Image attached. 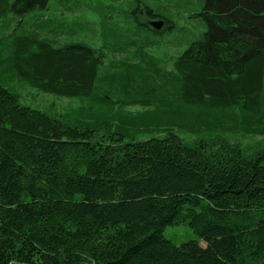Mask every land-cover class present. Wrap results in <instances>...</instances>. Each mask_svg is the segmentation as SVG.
<instances>
[{
  "label": "trees",
  "instance_id": "trees-1",
  "mask_svg": "<svg viewBox=\"0 0 264 264\" xmlns=\"http://www.w3.org/2000/svg\"><path fill=\"white\" fill-rule=\"evenodd\" d=\"M50 2L0 0L15 21L0 31V264H264V147L214 136H264V0H205L176 74L151 54L184 42L168 16L121 28L96 4L101 22L75 29ZM17 85L79 99L82 117L26 106ZM177 225L197 239L173 244Z\"/></svg>",
  "mask_w": 264,
  "mask_h": 264
},
{
  "label": "rangeland",
  "instance_id": "rangeland-1",
  "mask_svg": "<svg viewBox=\"0 0 264 264\" xmlns=\"http://www.w3.org/2000/svg\"><path fill=\"white\" fill-rule=\"evenodd\" d=\"M62 2L61 4L60 0H51L49 10L43 11V13L53 18H59V16H61L67 20L69 26L75 27V29H85L84 27L87 24L92 25V23L97 24L101 22L100 17L90 11V8L96 4L99 8H101L102 4H113L116 6L119 14L114 16L113 20H115L121 28L127 26L132 27L134 24H137L133 19L134 15L140 23H145L146 21L149 23L152 21L163 22V20H153L148 17L147 9L152 10L154 13H162L168 16L173 25V28L168 31L169 34L173 35L177 33V31H180L183 33L184 42L182 45H174L172 42L162 41L161 47H155L151 50V54L157 59L155 66L161 73L176 74L177 68L175 67V60L187 50L190 43L200 40L206 31L203 20L199 16V13L204 7L205 0H63ZM41 13L42 12H40V14ZM6 23V26L0 23V31L13 28L15 25V21ZM97 28V31H99L100 27L98 26ZM94 41L97 42V39ZM16 90L21 97L22 104L39 109L49 116L60 118L67 123L69 122V124H73L74 119H80L82 117V115L79 114L80 107L82 106L79 99L59 97L21 85H17ZM143 109L144 108L141 106H132L125 108V111L139 112ZM61 115H65L64 118L61 117ZM68 119H70V121H67ZM233 125L241 127L234 123ZM236 129L237 128L227 131L219 129L214 136L222 135L229 142L240 145L246 156L252 155L264 147V136H259L254 133H244L241 132L242 130L239 131ZM178 135L186 143H192L200 138L209 137L204 130L197 132L195 135L185 131H179ZM151 137V135H141L139 139L146 140ZM164 234L169 241L177 246L197 239L194 232L186 225L169 226ZM200 245L202 247L206 246L203 241H200Z\"/></svg>",
  "mask_w": 264,
  "mask_h": 264
},
{
  "label": "water",
  "instance_id": "water-1",
  "mask_svg": "<svg viewBox=\"0 0 264 264\" xmlns=\"http://www.w3.org/2000/svg\"><path fill=\"white\" fill-rule=\"evenodd\" d=\"M155 30H161L164 23L162 21H154L149 24Z\"/></svg>",
  "mask_w": 264,
  "mask_h": 264
},
{
  "label": "flooded vegetation",
  "instance_id": "flooded-vegetation-1",
  "mask_svg": "<svg viewBox=\"0 0 264 264\" xmlns=\"http://www.w3.org/2000/svg\"><path fill=\"white\" fill-rule=\"evenodd\" d=\"M146 12V11H145ZM148 16V15H147ZM153 20H154V18H153ZM157 20H160V19H157Z\"/></svg>",
  "mask_w": 264,
  "mask_h": 264
},
{
  "label": "bare ground",
  "instance_id": "bare-ground-1",
  "mask_svg": "<svg viewBox=\"0 0 264 264\" xmlns=\"http://www.w3.org/2000/svg\"><path fill=\"white\" fill-rule=\"evenodd\" d=\"M153 22V21H152ZM164 23V22H163Z\"/></svg>",
  "mask_w": 264,
  "mask_h": 264
}]
</instances>
